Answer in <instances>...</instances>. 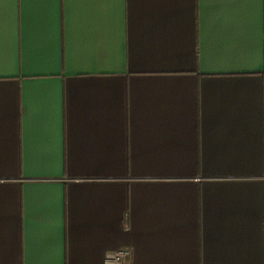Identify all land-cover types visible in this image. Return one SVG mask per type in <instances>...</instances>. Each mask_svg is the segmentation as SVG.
I'll list each match as a JSON object with an SVG mask.
<instances>
[{"label":"crops","instance_id":"0c3cea01","mask_svg":"<svg viewBox=\"0 0 264 264\" xmlns=\"http://www.w3.org/2000/svg\"><path fill=\"white\" fill-rule=\"evenodd\" d=\"M264 264V0H0V264Z\"/></svg>","mask_w":264,"mask_h":264},{"label":"built area","instance_id":"2783aa9c","mask_svg":"<svg viewBox=\"0 0 264 264\" xmlns=\"http://www.w3.org/2000/svg\"><path fill=\"white\" fill-rule=\"evenodd\" d=\"M131 254L132 251L130 248L117 249L107 253L105 260L107 263L124 264L130 258Z\"/></svg>","mask_w":264,"mask_h":264}]
</instances>
